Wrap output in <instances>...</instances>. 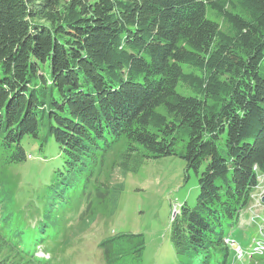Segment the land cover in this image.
<instances>
[{
  "label": "trees",
  "instance_id": "16d2710c",
  "mask_svg": "<svg viewBox=\"0 0 264 264\" xmlns=\"http://www.w3.org/2000/svg\"><path fill=\"white\" fill-rule=\"evenodd\" d=\"M26 137L59 150L39 205L15 200L9 172L31 159ZM168 156L199 191L171 221L177 264H229L264 176V0H0V264H50L70 210L107 211L108 167ZM98 247L142 264L145 240Z\"/></svg>",
  "mask_w": 264,
  "mask_h": 264
},
{
  "label": "rangeland",
  "instance_id": "374dc122",
  "mask_svg": "<svg viewBox=\"0 0 264 264\" xmlns=\"http://www.w3.org/2000/svg\"><path fill=\"white\" fill-rule=\"evenodd\" d=\"M209 14V13H208ZM181 91V88H178ZM22 145L31 159L9 169L18 176L19 191L16 201H37L45 194L53 169L59 166V150L53 142L42 145L26 137ZM113 156L109 157L108 165ZM108 172V173H107ZM103 182L113 190L107 200V211H97L85 222L79 217L82 203L67 213L70 230L66 232L63 250L49 259L50 264H104L98 244L118 235L141 234L145 240L142 264H177L171 239V221L181 205L193 206L198 195L197 178L192 170L186 171L184 162L175 156L147 159L135 171L124 172L114 167L107 170ZM264 192V178L260 179ZM241 224L229 230L231 240L244 251L249 249L259 235V225L264 222V207L251 199L242 214ZM38 256H44L41 252ZM230 254V262L232 261ZM48 258V255H45ZM234 264H250L247 255Z\"/></svg>",
  "mask_w": 264,
  "mask_h": 264
},
{
  "label": "water",
  "instance_id": "95a60500",
  "mask_svg": "<svg viewBox=\"0 0 264 264\" xmlns=\"http://www.w3.org/2000/svg\"><path fill=\"white\" fill-rule=\"evenodd\" d=\"M260 201L264 204V195L261 197Z\"/></svg>",
  "mask_w": 264,
  "mask_h": 264
},
{
  "label": "crops",
  "instance_id": "0c3cea01",
  "mask_svg": "<svg viewBox=\"0 0 264 264\" xmlns=\"http://www.w3.org/2000/svg\"><path fill=\"white\" fill-rule=\"evenodd\" d=\"M247 209L244 210V212L246 211Z\"/></svg>",
  "mask_w": 264,
  "mask_h": 264
}]
</instances>
